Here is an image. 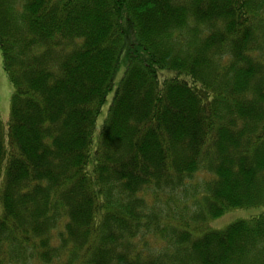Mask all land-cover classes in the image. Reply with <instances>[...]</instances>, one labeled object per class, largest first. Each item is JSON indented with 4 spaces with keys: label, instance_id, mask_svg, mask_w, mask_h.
<instances>
[{
    "label": "trees",
    "instance_id": "1",
    "mask_svg": "<svg viewBox=\"0 0 264 264\" xmlns=\"http://www.w3.org/2000/svg\"><path fill=\"white\" fill-rule=\"evenodd\" d=\"M0 50V264H264L208 229L264 206V0H0Z\"/></svg>",
    "mask_w": 264,
    "mask_h": 264
},
{
    "label": "rangeland",
    "instance_id": "2",
    "mask_svg": "<svg viewBox=\"0 0 264 264\" xmlns=\"http://www.w3.org/2000/svg\"><path fill=\"white\" fill-rule=\"evenodd\" d=\"M125 67H122L120 71L117 74L116 80H115V88L114 90L108 95L107 101L105 105L102 108V112L98 118L97 125H96V137L101 129V127L104 124L105 118L107 116L109 107L111 106V103L113 101V97L115 94V89L117 88V85L119 84V81L121 80L123 73H124ZM14 95V88L12 84L10 83L3 67V58L2 53L0 50V114H1V121L5 126H7L10 114H11V107H12V100ZM208 178H201L200 175H198L196 178H193L190 182H188L189 185L191 184H203L205 180ZM179 201H183L186 198L184 194H179L175 196ZM203 197V194H200L197 196V199L201 200ZM162 201V200H161ZM185 203H191V200L187 199L184 201ZM183 202V203H184ZM155 203V202H154ZM173 202H170L172 204ZM157 205V208L161 209H168L167 205H165L164 202H158L155 203ZM181 206H176L174 217L179 218L180 216H183L185 220L191 221L190 217L193 214L192 208H189V211H186L184 209H181ZM264 214V206L261 207H253L248 209H237V210H231L226 212L223 216L212 219L208 222V229L210 230H218L222 231L225 230L229 225L237 222V221H248L254 217H258L260 215ZM181 221V220H180ZM180 221H174L173 223L176 225H181L182 222ZM195 238H199L203 235V230L198 228L196 224L191 223L187 228Z\"/></svg>",
    "mask_w": 264,
    "mask_h": 264
}]
</instances>
